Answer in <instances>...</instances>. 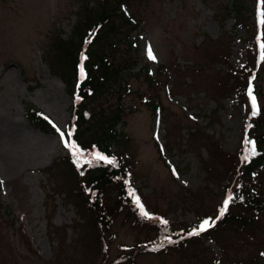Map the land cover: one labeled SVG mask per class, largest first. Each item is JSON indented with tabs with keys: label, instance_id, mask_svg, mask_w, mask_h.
Returning <instances> with one entry per match:
<instances>
[{
	"label": "rangeland",
	"instance_id": "obj_1",
	"mask_svg": "<svg viewBox=\"0 0 264 264\" xmlns=\"http://www.w3.org/2000/svg\"><path fill=\"white\" fill-rule=\"evenodd\" d=\"M84 1L88 0H0V121L8 120L7 125L0 128V180L3 182L0 202L1 211L8 212L13 224L9 222L8 227H0V264H52L61 253L79 258L83 253L80 244L83 237L81 239L79 232L83 222L71 203L62 201L64 195L54 192L58 177L46 172L53 160L65 154L64 143L57 134L32 125L25 112L32 105L60 130L67 126L70 105L67 87L50 70L46 55L55 40L52 35L55 33L62 38L70 32L76 22L75 11ZM92 1L88 6H92ZM220 1L228 3V0ZM243 3L245 22L252 25L249 32L241 26L236 28L233 18H228L222 28L215 17L216 13L218 18L220 16L217 0H137L133 5L140 24L139 29L131 32L130 40L139 50V60L131 70L134 73L128 77L134 92L123 98L122 121L116 128L126 133V153L134 164L129 184L139 188L145 196L149 204L144 205L147 212L151 213V207L164 210L170 222L192 226L197 210L204 213L212 208L216 212L220 208L225 170L204 149L203 140L192 143L187 132L190 127L205 128L221 150L233 154L240 142L243 108L235 102V94L220 97L214 88L206 93L200 90L198 97L194 91L185 94L180 91L189 88L191 82L203 87L210 83L211 77L219 78L224 74L226 65L222 59L207 64L210 54L226 51V61L233 68L245 62L246 53L252 50L253 0H243ZM121 44L119 58V53L126 48L125 43ZM149 48L155 59L149 58ZM169 60L185 66L180 69L184 70L179 77L170 69L163 68V75L157 72V66ZM144 65L149 74L173 86L172 96L167 93L169 84L159 88L163 106L161 120L159 114L142 101L143 97L137 95L150 91L142 71ZM187 66L204 67L201 72H192ZM262 80L261 85L264 73ZM177 82L186 86L177 90ZM110 93L109 90L103 94L100 102L106 111L115 98ZM191 113H196L198 121L187 119V114ZM16 124L20 128L6 134ZM168 131L170 135L165 137ZM167 140V151L164 148L157 151L156 142L165 144ZM118 147L121 146L111 148L114 151ZM211 167L214 170L211 171ZM262 180L264 182V172ZM76 221H79L77 225ZM19 226L24 228L33 251L19 232ZM253 230L254 238L239 231L229 244L224 239L204 240L206 248L198 252L201 261L195 264H241V261L264 264L262 258L251 261L258 253V240L264 242V216H260ZM111 231L117 235L109 243L112 259L119 253L118 244L131 247L144 237L143 232L123 222L121 216ZM243 242L246 246H241ZM181 258V253L177 252L141 254L137 261L186 264Z\"/></svg>",
	"mask_w": 264,
	"mask_h": 264
},
{
	"label": "trees",
	"instance_id": "obj_2",
	"mask_svg": "<svg viewBox=\"0 0 264 264\" xmlns=\"http://www.w3.org/2000/svg\"><path fill=\"white\" fill-rule=\"evenodd\" d=\"M91 1H84L83 5L78 6L75 11L76 22L65 37L56 36L55 33L52 35L55 40L46 55L49 58L50 70L64 82L71 101L68 108L69 125L64 132L65 138H68L67 133L71 130V140L85 153L84 159L91 160V163H81L78 167L70 150L66 148L67 153L53 160L46 169L47 174L58 177L59 183L53 187L54 192L64 195L62 201L71 203L75 213L83 222L80 224L83 229L79 230L81 239L83 237L80 242L83 248L81 258L61 253L52 264H142L137 261V257L141 254L167 255L172 252L181 253L184 263L195 264V261H201L198 252L205 250L203 241L206 239L213 241L224 239L223 241L229 244L235 233L239 231L254 238L256 233L253 226L259 223L261 215L264 216V182L262 180L264 84L260 83V80L263 81L264 59L259 60L257 55L264 50L257 48L256 52L254 47L252 52H247L246 63L240 68H233L226 61L228 58L226 51L210 54L206 60L207 64L214 63L218 58L222 59L221 61L226 65L224 74L219 78L211 77L210 83L203 87L191 82L189 88L180 91L184 94L194 91L198 97L200 90L206 93L210 88H214L220 97L235 94L237 102L244 108L240 142L233 154L221 150L220 146L207 135L205 128L195 126L188 129V139L192 143L203 140L204 149L224 168L226 182L223 185V194L225 197L232 196L227 211L214 226L198 235L189 236L188 233L197 228L203 219H214L219 215V209L223 203L216 212L212 211V208L204 213H199L197 210V219L192 226L182 222H170L166 219V211L158 210L157 207H151L152 218L149 219L140 215L134 203L133 193L135 196L139 193L127 185L128 178L133 175L134 166L126 156L127 148H124L123 152L119 150L114 154L115 164L91 159L92 152H99L110 157V146L113 144L126 147L127 135L125 132L118 131L116 127L122 121L123 107H125L123 98L134 92L128 77L134 73L131 70L138 63L139 50L132 44L130 34L133 30H137L140 24L135 11L132 10L137 0H93L92 6H88ZM217 1L220 16L218 18L215 11V17L222 28L228 18H233L235 27L241 26L245 31H249L252 25L245 22L247 16L243 0H228L227 4ZM123 6L126 12L122 9ZM257 11L264 13V0H253V25H256L258 21ZM140 22L145 23L143 20ZM261 26L264 27V24ZM122 42L126 44V48L124 52L119 53L121 54L119 58L118 51ZM82 52L86 57L83 61L84 79L80 78ZM192 59L194 62L196 58ZM183 67L185 69V66H181L175 60H169L167 63L159 64L157 72L163 75V68L170 69L179 77L184 70H180ZM202 67L204 66L201 68L187 66L186 68H192V72H201ZM255 67L257 70L253 71ZM142 71L145 72L144 78L150 86V91L138 92L137 95L139 98L143 97L142 101L146 102L153 111L159 109L162 113L159 88L163 87L164 81L159 76L148 74L147 65L142 67ZM249 80L253 82V91L257 98L258 112L255 116L251 115V102L247 97ZM185 86L186 83L177 82L175 89ZM109 90L110 95H114L115 98L111 101V108L106 111L102 109L100 102L104 98L103 94L108 93ZM168 92L171 95L174 94L173 86L168 89ZM190 100L191 98L188 99ZM191 114L195 116L196 113ZM25 115L32 125L42 131L57 133L53 124L34 107L28 106ZM187 119L197 121L190 115H187ZM166 135L169 136L170 132H166L164 136ZM246 135L256 143V155L250 156L248 160H244L246 149L249 147L245 140ZM168 144L167 140L164 144L166 149L169 148ZM212 170L214 168L211 167ZM215 175L220 176V173ZM1 184L0 182V186ZM141 197L145 200L144 196ZM1 207L0 202V227H8L9 222L12 224V221L8 219V212L5 214L1 211ZM120 216L122 221L128 223L130 227L143 232L144 237L131 247L118 244L119 253L112 259L109 243L113 242L117 235L111 230ZM161 220L167 221V224H162ZM78 223L79 221H76V225ZM18 230L28 248L33 251L23 227L19 226ZM166 237L172 242L169 243ZM160 244L164 246L157 247ZM257 244L259 250L257 249L258 253L251 257L252 262H257L259 258L264 259V242L259 241ZM241 246H246V243L243 242ZM154 248L156 250H153ZM241 264L244 262L241 261Z\"/></svg>",
	"mask_w": 264,
	"mask_h": 264
},
{
	"label": "snow or ice",
	"instance_id": "obj_3",
	"mask_svg": "<svg viewBox=\"0 0 264 264\" xmlns=\"http://www.w3.org/2000/svg\"><path fill=\"white\" fill-rule=\"evenodd\" d=\"M260 15L262 17H264V13H260ZM260 23L264 24V19H261ZM87 42L88 41H86V43ZM260 48L262 50H264V43L260 44ZM148 56L150 59H155L150 48L148 49ZM85 59H86V57L84 56V53L82 52L81 53V65H80V78L81 79L85 78V72H84V67H83V61ZM261 59H264V51L261 52ZM248 96L250 97L251 108H252L251 115L255 116V115H257L258 108H257V103H256V97L253 95L251 80H249V82H248ZM45 119H47V117H45ZM53 126L55 127V125H53ZM249 127H250V125H249ZM57 132L60 133V137H61L62 142L64 143L65 148L70 150L72 156L75 158L74 162L77 164L78 167L81 165V163H91V160L84 159L85 153L79 148V146L74 141L71 140V137H72V131L71 130H69L67 133V137H68L67 139L65 138V133L62 132L59 128H57ZM245 140L247 141V144L249 145V147L246 149V155L244 156V160H248V158L250 156L256 155V143H255V141L249 139L247 137V135L245 136ZM91 159L96 160V161L103 160L108 164H115V158L114 157L110 159L109 157L102 155L99 152H92L91 153ZM133 200L139 209L140 215L143 217L151 219L152 217H151L150 213L145 210V207L140 202L139 197L135 196L134 193H133ZM231 201H232V196L228 195L223 201V206L219 209V215H217L214 219L213 218L203 219L199 223L198 227L193 229L192 231H190L188 233V235L189 236L198 235L200 232H203L206 229L214 226L216 221H218L219 219H221L224 216L225 212L227 211L228 205ZM161 223L167 224V221L161 220ZM165 239L168 240L167 237ZM168 242L171 243L172 241L168 240ZM163 246H164L163 244H160L157 247H163ZM153 250H156V249L154 248Z\"/></svg>",
	"mask_w": 264,
	"mask_h": 264
},
{
	"label": "bare ground",
	"instance_id": "obj_4",
	"mask_svg": "<svg viewBox=\"0 0 264 264\" xmlns=\"http://www.w3.org/2000/svg\"><path fill=\"white\" fill-rule=\"evenodd\" d=\"M7 123H8V120H6V119H4V120H2V121H0V125H1V127L0 128H2L3 126H5V125H7ZM17 126L15 127H10L11 129H8V132L6 133V134H13V133H15L20 127H19V125L18 124H16ZM16 128H18L17 130H16ZM6 129H7V127H6Z\"/></svg>",
	"mask_w": 264,
	"mask_h": 264
}]
</instances>
